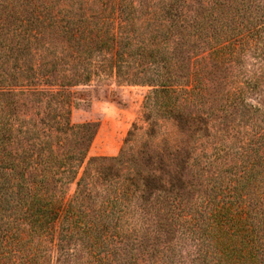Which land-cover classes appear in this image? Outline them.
I'll return each instance as SVG.
<instances>
[{"label": "trees", "instance_id": "obj_1", "mask_svg": "<svg viewBox=\"0 0 264 264\" xmlns=\"http://www.w3.org/2000/svg\"><path fill=\"white\" fill-rule=\"evenodd\" d=\"M66 1L54 12L53 0H25V9L31 6L25 16L17 6L1 9L0 39L14 21L20 27L23 21L40 22L43 31L29 27L22 35L42 40L46 50L55 29L72 37L94 32L111 50L117 71L144 63L163 68L145 75L159 86L147 99L166 93V112L184 124L208 121L191 114L181 121L178 94L183 92L182 105L203 108L208 87L202 74L213 66L230 69L231 89L226 97L218 93L217 109L248 120L243 130L231 127L246 141L233 151L230 175L197 197L183 179L189 155L183 145L166 148L167 157L181 156L179 171H166V178L158 154L141 159L121 149L114 156L87 157L96 123H72L62 92L38 88L40 75L28 65L30 58L18 53L14 69L0 65V264H264V0ZM74 3L86 8L79 7L80 14L66 10ZM106 3L116 21L108 22L97 9ZM141 22L152 26L143 37L136 31ZM108 24L114 25L108 29ZM155 46L165 49L164 59H154ZM179 53H185V62ZM76 57L73 52L69 60ZM183 66L185 87L177 89ZM68 78L86 75L73 72ZM254 92L256 105L242 99ZM43 95L48 97L43 111L26 119L22 107ZM217 149L208 162L214 166L215 160H227L219 155L224 147ZM71 183L75 190L65 199Z\"/></svg>", "mask_w": 264, "mask_h": 264}, {"label": "rangeland", "instance_id": "obj_2", "mask_svg": "<svg viewBox=\"0 0 264 264\" xmlns=\"http://www.w3.org/2000/svg\"><path fill=\"white\" fill-rule=\"evenodd\" d=\"M24 1L1 0L0 10L5 7L14 9L17 6V13L23 16L28 15L27 10L31 9V6H27L25 9ZM138 1L134 0V4L137 5ZM64 4L66 5L68 2L53 0L54 12L57 9H64L62 8ZM79 7L86 8L82 4L74 3L67 5L66 10L80 14ZM97 9H101L102 17H105L108 22L116 21L114 18L116 12L112 5L106 3L103 6H98ZM8 21L10 22V19ZM17 23L14 21L11 29L0 39V65L7 70L14 69L15 55L18 53L26 55L30 58L28 65L36 70L30 71H35V76L40 75L36 86L44 90L58 89L62 92L59 98L63 99L64 104L66 103L65 107L69 110V118L72 123H96L95 133L87 148V157L114 156L121 149L133 152L135 155L141 156V159L146 154H158L162 161L161 173L166 178V171L174 169L179 171L175 165L178 158L181 157H177L175 160L167 157L166 148L171 149L175 145H179V147L183 145L189 152L188 162L182 169L183 179L195 187L191 192L194 197H197L199 193L209 192L212 184L217 187L220 179L230 175L228 170L230 169V159H233V151L237 146L242 145L243 141H246V136H243L241 132L236 133L231 127L238 126L243 130V127H247L249 124L247 119L241 118L239 115L224 116L225 113L217 109L219 105V101L216 100L217 96L220 94L226 97L225 93L231 89L232 73L229 71L230 69L213 66L207 72L201 73L208 87L203 108H200V103L182 105L180 96L183 92L178 94L177 103L181 104L180 107L184 111L181 121L189 120L190 114L200 117V120L207 118L208 121L206 126L199 121H194L193 124L190 122L184 124L166 112V93H160L159 97L147 99L148 95L156 87H159L153 85L152 79L147 77L157 69L162 70L163 68L160 66L156 69L149 63L131 64L130 67L125 66L117 71L115 67L111 66V50L105 49V46L97 42L98 37H94L96 34L94 32L92 34L83 32L79 34V37H72L65 31L55 29L51 42L53 46L46 50L42 46V40L31 38L30 41H27L25 35H22L24 29H29V27L32 30L43 31L40 22L33 21L31 24V22L23 21L22 27ZM43 24L44 27L47 26L46 22ZM108 25L107 28L110 29L114 24ZM13 27L16 28L13 29ZM102 27L106 28L105 25ZM150 28H152L151 25L146 26L142 22L141 24L136 23V31L142 32L141 37L144 36V32L150 31ZM50 30L52 29L47 27L46 31L50 33ZM2 40L4 43L1 42ZM161 47L155 46L157 51L155 50L154 59L156 57L162 60L166 57L165 49ZM62 49H65L64 53L61 52ZM73 52L78 56L75 61L69 60ZM62 53L63 56H61ZM87 53L88 58L85 57ZM134 53L138 54L137 49ZM147 53L145 52V54ZM55 55L58 57L56 60H54ZM183 55L185 56V53H179L177 58L181 60ZM58 59H60L59 62ZM193 60L194 57L190 61V68ZM41 61L46 63L38 66ZM185 61L183 58L182 62ZM145 62H149V59H146ZM250 62L251 58H248L245 66L249 68ZM187 69V66H183V69L179 70L182 71V76L180 73L178 82L175 83L177 89L185 87ZM73 72H83L86 79L78 78L76 81L69 82L68 77ZM39 97L41 98H35L33 102L30 100L22 107L26 111V119L37 109L43 111L48 97L44 95ZM242 99L248 104L256 105L259 96L257 92H254L244 95ZM39 101H43L40 103L41 107L40 105L35 107ZM54 101L56 100L54 99ZM32 103H34L33 106H31ZM41 114L43 113L41 112ZM35 117L37 116L35 115ZM182 128L183 130H181ZM221 128H225V130ZM217 147L222 149L224 147L219 155H225L227 160L222 164H218L219 160H215L217 164L214 166L213 163L209 164L208 162L213 161L215 154L218 153ZM166 163L168 164L166 165ZM74 190L75 184L71 183L66 191L65 199L71 197Z\"/></svg>", "mask_w": 264, "mask_h": 264}]
</instances>
